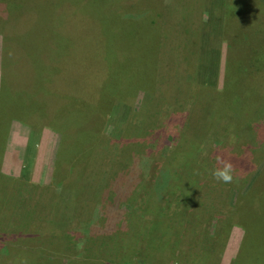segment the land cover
Wrapping results in <instances>:
<instances>
[{
	"label": "rangeland",
	"instance_id": "1",
	"mask_svg": "<svg viewBox=\"0 0 264 264\" xmlns=\"http://www.w3.org/2000/svg\"><path fill=\"white\" fill-rule=\"evenodd\" d=\"M40 1L43 41L47 36L55 42L87 37L102 45L117 43L126 58L156 54V39H148L139 22L145 14L153 15L158 27L156 81L146 100L143 91L133 99L125 95L117 100L98 126L87 114L98 130L96 134L89 131L95 155L86 168L74 170L77 177L73 180L66 178L73 148L61 124L57 130L53 124L41 126L40 118L33 120L35 128L24 141V151L21 147L10 150L11 128L2 136L0 153L3 149L8 155L3 154L0 164V264H230L231 254L236 259L242 247L244 254L236 264L250 263L252 256L264 262V206L257 203L264 202V102H247L264 97V85L248 73L249 89L236 107L244 106L237 117L222 101L193 103L184 93L188 84L192 89L200 81L192 76L197 73L198 59V50H193L200 44L210 43L208 49L217 51V57L210 59L219 60L217 72H208L211 77L201 86L209 85L213 92H232L224 87L229 56L245 71L249 60L260 62L264 47L259 44L264 36L256 27L264 24V0H252L254 9L250 0H93L108 8L92 15L91 27L82 26L75 17L57 20L62 2L72 5L73 0ZM19 4L25 10L29 7L25 0ZM17 6L18 0H0V23L6 21L2 26L24 20L15 14ZM233 7L238 11L231 14L242 16L241 27L229 18L228 9ZM119 16L127 25L124 21L119 25ZM50 19L60 23H50ZM251 19L253 24H249ZM115 22L116 29L111 28ZM227 32L230 42L240 40L249 49L244 51L236 43L230 51ZM140 37L146 38L142 52L137 48ZM30 38L26 35L12 45L0 31L3 52L7 43L23 58L24 44ZM43 48L37 46L40 51ZM114 50L100 60L113 61ZM8 55L12 62L14 58ZM191 58L194 61L189 65ZM65 90L56 91L53 103H74ZM2 94L0 103L5 100ZM17 101L30 103L23 97ZM212 112L218 116L217 123L207 124L210 118L204 115L210 117ZM30 116L23 110L19 118ZM203 119L206 123L201 124ZM197 133H201L197 140L192 139ZM70 139L75 138L71 135ZM214 152L246 166L234 167L231 184L212 178ZM103 193L108 200L100 199ZM251 203L255 206L248 210ZM243 222L248 235L239 225ZM160 223L173 225L166 236ZM51 233L58 234L51 240Z\"/></svg>",
	"mask_w": 264,
	"mask_h": 264
},
{
	"label": "trees",
	"instance_id": "2",
	"mask_svg": "<svg viewBox=\"0 0 264 264\" xmlns=\"http://www.w3.org/2000/svg\"><path fill=\"white\" fill-rule=\"evenodd\" d=\"M21 1L23 2V0H18V6L16 8L15 14H20L19 18L24 20L22 22H14L5 26H2L6 22L5 19H3V21L1 20L0 23V31L5 34V37L8 36L9 39L12 40V45H16L14 41L22 42V38L26 35L31 37L24 44V58L15 52L14 47L13 54L12 46H9L7 43L5 44L8 53L11 54L12 59L14 58V60L12 61L13 65L11 66L12 76L10 85L11 89L8 95L9 97L6 98V96L3 94L2 98L5 100H3V103H0V141L1 143L5 141V138L2 136L6 134V126H10L12 124L15 116H17L20 120L19 116L23 110L27 111L29 114H31V116L21 119L20 121L21 123L28 125L31 132L35 128L33 120H36V118H40L42 123L41 126L45 124H53L55 128L59 127L57 130H61V124V126H64V128L67 129L65 132L69 133V137L71 138L72 135V138H75L72 140L68 138V142L73 150L68 156L70 159V167L66 176L67 179L73 180L77 177L76 173H74V170L78 172V170L81 169V166L86 168L88 165H90L95 155L93 145L90 143L94 137H92L90 133L96 134L98 130L94 128L92 122L86 119L87 114H90L98 126L103 120V114H106L105 111L107 109L109 110L117 100L123 99L125 95L128 96V99H133L137 94L143 91L144 99L146 100L149 97L150 88L154 84L153 81L155 80L153 77L158 59L157 23L155 18H153V15L149 17V15L147 16V14H145V17L143 16L139 20L143 30H145L144 32H146L149 36L148 39H156V54H151L144 58H126L124 57L126 53L121 50L123 48L117 43L111 45H102L99 41L92 38L88 39L87 37L78 39L77 41L55 42L47 36V39L43 41L42 35H40L42 34L41 19L44 16L42 15L43 10H40L42 1L37 2L38 0H25V6L26 3L29 2V7L27 10H25V8H20L21 5L19 2L21 3ZM115 3H117V1H115ZM127 3L128 2L126 1L124 4H122L123 7L128 5ZM249 3L252 6V9L256 7L255 5L253 6L251 4L252 0H250ZM59 7L62 8V13L57 18V20L64 17H67L68 19L75 17L82 24V26L91 27L90 21L92 15H95V12H98V15H101L100 13L103 10L101 8L107 6L96 5L94 4L93 0H73L72 5L62 2ZM228 10L230 11L229 18L231 20H235V22L232 23L235 25L238 23V25L241 27L243 25V21H241L242 16H239V14H231L233 11L238 10H236L235 7H233L232 10L231 8ZM57 20L53 21L50 19V23L52 21L55 23H60L56 22ZM123 21L124 20L122 17L119 16V25H122ZM131 21H134V19H131ZM123 23L127 25L128 22L124 21ZM249 24H253V19L250 20ZM117 25L118 23L115 22L114 25H111L110 27L116 29ZM256 29H260L259 33L261 36H264V24H262L261 27L257 26ZM151 33H154V37H151ZM229 35V32L225 33V36L228 39V49L230 51L232 50L233 52V50H235L236 43L240 46L243 45L244 51L249 49L239 40V36V42L234 43V39H232L230 42ZM145 40L146 38L142 37L141 39L140 37L138 41L137 48H141V52L143 50L142 48L144 47ZM35 42L37 44H35ZM40 44L44 45V48L41 49V51L39 50L40 48L37 49V46ZM259 46H261V48L264 47V40L260 42ZM209 47H211L210 43L208 46L200 44L199 48H195L193 50H198L196 55V58H198L196 59L197 73H195V75H191L193 76V80L198 78L200 81L196 82L197 86L192 89L191 84H188L184 88L185 96L193 103H201L203 100L206 101V103H218L222 101L221 104H228V107L230 106V108L235 110L237 117L238 112L240 113L244 106L240 109H237L236 107L241 104L242 99L249 89V87L246 85V78L251 74L256 75L257 79L264 85V57H260V62L253 59L252 63L249 60V64L251 63V65H248V68L245 71L240 63L235 61L234 58L231 59L229 56L227 59L224 87L225 89L229 88L232 92H225L224 90H216L213 92L214 88L209 85L201 87L207 82L206 79H209V76L211 77L208 72H217L219 60L216 59L215 62L210 60L213 56L217 57V51L209 50ZM111 50L117 52V54H115V59L113 61H107L108 64L106 61H104V59L101 61V56L109 53ZM190 51L191 50H189V52ZM230 54L231 53H229V55ZM189 61H191V63L188 64L191 65L194 59L191 58ZM30 70L33 71L29 72ZM249 72L251 74H248ZM141 73H144L145 75H140ZM243 80L246 82H243ZM58 89H66L65 95L70 94V99L73 100L74 103H53V99L56 97L55 93ZM72 91L73 93H71ZM47 93L49 95H47ZM22 97L23 100L26 98L30 99V103H18L17 99ZM257 99L260 102H264L263 95L260 98H253L247 102L258 103ZM82 109H86V112L82 111ZM76 111H80V113H75ZM209 112L211 111L209 110ZM204 117L210 118V121L207 122V124L216 122L215 120L218 118L216 113L213 114V112L210 117H208L207 114H205ZM190 118H192V112L190 113L189 119ZM204 121L205 119L201 121V124L206 123ZM87 133L90 135L87 136ZM199 134L201 133H197L194 137H192V139L197 140V138L200 136ZM73 142H75V144H73ZM3 154L4 150L2 149L0 153V164L4 162ZM211 156L212 157L210 160L212 161L214 158L216 161V156L221 155L217 152H214V154ZM222 157H224L223 154ZM232 164L233 167H246L242 164ZM183 166L186 167L184 164ZM262 180L264 179L262 178ZM259 186L260 184H258V189L261 190ZM258 189H256L254 194L258 192ZM103 191L105 192L106 190ZM100 196V199L109 198L106 197L104 193ZM252 196H250V198ZM260 196L261 195L257 194V197ZM243 197L245 198V196ZM110 200H113V198L110 197ZM257 203L264 206V202L262 201H258ZM236 204L238 205V201ZM254 206L255 205L251 203L250 209L248 210L253 209ZM112 219L113 218H111L110 222ZM46 220L50 222L51 216L48 215ZM244 223L245 222L241 224L239 223V225L244 228L245 233L248 235L249 230L245 228ZM180 224L181 221L179 220V225ZM192 224H195V220H193ZM159 225H161V223ZM165 225L166 223L161 225L163 227L161 231L166 236L167 231H170L173 225ZM57 234L51 233L49 236L50 239H54ZM241 254H244L243 247L237 258H241ZM237 258L234 259V257H231L228 262L230 261V264H236L235 261H237ZM252 259L253 261H250V263L245 262V264H264V262L259 260L254 261L255 258H253V256Z\"/></svg>",
	"mask_w": 264,
	"mask_h": 264
},
{
	"label": "crops",
	"instance_id": "3",
	"mask_svg": "<svg viewBox=\"0 0 264 264\" xmlns=\"http://www.w3.org/2000/svg\"><path fill=\"white\" fill-rule=\"evenodd\" d=\"M0 45H1V47H0V50H1V52H0V92L3 93L5 96H8L10 93V89H11V87H10L11 76H12L11 66L13 64L11 62V57L8 55L7 47L5 48V51L3 52L1 41H0ZM6 63H9V64L7 65ZM10 128H11V131L13 134V139H12L13 144L10 147V150H14L17 147H21V150L24 151L25 145H26L24 141H25V139H27L29 137L30 127L28 125L21 123V121H19V119L17 118V120H15V119L13 120V122L10 126H6V133L9 132ZM7 155H5V156H7ZM21 158H22V156H21ZM231 257L232 258L234 257L233 253L231 254V256L229 258H231Z\"/></svg>",
	"mask_w": 264,
	"mask_h": 264
},
{
	"label": "clouds",
	"instance_id": "4",
	"mask_svg": "<svg viewBox=\"0 0 264 264\" xmlns=\"http://www.w3.org/2000/svg\"><path fill=\"white\" fill-rule=\"evenodd\" d=\"M211 176L216 182L231 184L234 180L233 164L222 156H216V166L212 168Z\"/></svg>",
	"mask_w": 264,
	"mask_h": 264
}]
</instances>
